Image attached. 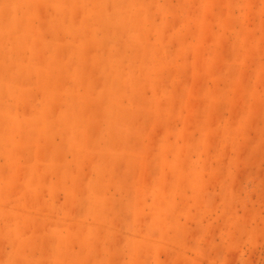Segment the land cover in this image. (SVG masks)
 I'll use <instances>...</instances> for the list:
<instances>
[{"label":"rangeland","instance_id":"obj_1","mask_svg":"<svg viewBox=\"0 0 264 264\" xmlns=\"http://www.w3.org/2000/svg\"><path fill=\"white\" fill-rule=\"evenodd\" d=\"M0 264H264V0H0Z\"/></svg>","mask_w":264,"mask_h":264}]
</instances>
